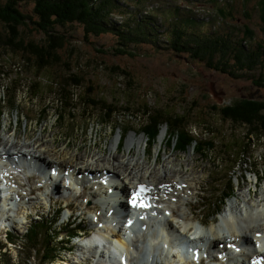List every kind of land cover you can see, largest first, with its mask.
Returning <instances> with one entry per match:
<instances>
[{
    "label": "rangeland",
    "instance_id": "374dc122",
    "mask_svg": "<svg viewBox=\"0 0 264 264\" xmlns=\"http://www.w3.org/2000/svg\"><path fill=\"white\" fill-rule=\"evenodd\" d=\"M126 1L128 3L130 0L120 2ZM137 2L139 9L143 11L142 14L154 11L158 23L164 21L163 18L167 19L166 16L170 12L168 5L179 6L180 15H189L196 20L194 27L205 26V29L213 30L215 26L221 31L232 30L237 38H246V43H243L245 46L258 43L264 46V25L259 11L255 9V2L230 0L231 9L227 7V0ZM32 7L33 2L29 1L22 4L21 9L30 15ZM222 10L226 14L231 12V16L224 18ZM247 14L250 16L247 17ZM120 21L121 17L117 15L112 19L114 24H119ZM22 30L26 37L37 42L44 38V34L31 25L22 27ZM57 30L71 37L66 49L61 51L63 63L67 62L69 68L62 63L38 70L28 64L21 53L0 48V136L4 138L8 136L5 133H15L16 137L27 135L33 139L41 135L46 141V144L40 142L44 147L52 144L56 150L62 148L67 153L96 151L102 156L110 153V147L117 138L120 143L118 149L113 152L122 155L130 135L142 137V156L146 162L163 163L166 156H172L177 159L175 164L185 162L182 166L184 171L194 173V176L191 174V185L181 184L188 188L180 191L187 199L181 205L188 215H195V218L202 222L201 227L204 229L216 222L213 214L219 209V205L222 204L220 208L223 212L225 206L237 198L240 190H251L252 197L264 195V135L261 138H247L245 126L225 121L220 113V109L233 107L242 100L264 103V86H256L250 80L229 77L210 69L204 62L189 58L188 55L174 53L162 38H159V42L162 41L163 49L158 46L156 50H149L133 48L131 45V55H117L114 47H118L119 41L109 36H91L86 41L79 25L58 27ZM72 74L83 77L81 86L71 87L74 95L73 110L60 103V98L55 92L58 86H54L55 82H62ZM262 74L264 75V68ZM50 82L53 83L52 87ZM87 98L102 99L106 104L119 102L124 105L127 101L130 109L128 112H122L120 116L115 115L113 120L107 122L105 118L108 109H102L103 104L90 108V103L84 102ZM146 105L151 115L154 110H161L170 115L183 114L187 129L205 143L204 148L191 146L185 150L180 149L175 137L165 125L156 139L149 138L142 132L148 121ZM164 131V140L160 144L159 138ZM246 143L249 145L244 148ZM244 149L246 156L239 159V153L244 152ZM133 150L134 154L136 148ZM230 180L233 182L234 193L225 199L224 203H220L219 199ZM22 182V185H26L28 179L25 178ZM35 186L36 183L29 182L20 192L25 196L28 194V188L34 189ZM36 190L40 191V196L34 194L27 201L19 195L15 207L9 208L16 212L15 220L20 224L14 223V220L9 221L13 227L7 235L4 229L0 230V264L88 262H80L77 257V252L81 255L83 253L77 251L74 246L75 239L60 243L61 237L58 236L54 241L55 246L52 243L49 256L43 251L42 243H27L26 240L23 242L25 236L30 235V228L34 223L47 222L50 225V222L59 220L56 227L63 226L61 229L65 236L71 233L72 226L82 225L87 228V216L93 214L89 211L97 208L90 202L85 203V199L83 201L81 197L72 199L59 192L58 196L54 195L58 199L52 200L59 201L62 206L52 203L49 208V201L43 199L46 195L45 189ZM88 190L89 188H86L82 192L92 199ZM23 200L27 202L22 205ZM72 200L73 209L70 206V211L64 210L62 216L58 215V206L63 208L65 203L68 204ZM179 206L180 203L175 205V209ZM81 212H84V218L77 217ZM63 217L71 218H67L71 221L69 226H64ZM73 246L75 250L66 251ZM125 249L128 250V247L125 246Z\"/></svg>",
    "mask_w": 264,
    "mask_h": 264
},
{
    "label": "trees",
    "instance_id": "16d2710c",
    "mask_svg": "<svg viewBox=\"0 0 264 264\" xmlns=\"http://www.w3.org/2000/svg\"><path fill=\"white\" fill-rule=\"evenodd\" d=\"M29 1L33 2L30 15L21 9L22 4ZM120 1L0 0V48L21 53L22 58L38 70L61 65L63 63L61 51L66 49L68 40L71 37L66 36L65 33H60L57 28L79 25L82 27L86 41L91 36L97 38L109 36L119 41L117 43L118 47H114V52L117 55H131V45H133V48L156 50L159 46V49H163L164 46H161L163 41L167 46L170 45L174 53L188 55L191 59L204 62L210 69L221 74L235 79L242 78L253 81L259 87L264 86V75L262 74L264 46L260 43L253 46L250 43L251 46L247 44L245 46L243 43H246V38H237L232 30L221 31L215 26L213 30L205 29V26L194 27L196 20L189 15L184 17L180 15L179 6L171 7L168 5L167 9H170V12L166 16L167 19L163 18L164 21L158 23L155 19L157 14L154 11L142 14L143 11L138 7L137 1L139 0H130L128 3L127 1L126 3ZM235 1L238 0H231V2ZM241 1L256 3L255 9L259 11L264 25V0ZM229 2L230 0H227V7L231 9L232 6ZM173 8L175 9L173 10ZM221 14L224 18L228 15L231 16V12L226 14L223 10ZM115 15L121 17L119 24L112 22ZM249 16L247 14V17ZM29 25L44 34L41 42L25 36L22 27L26 28ZM245 32L249 37L248 32ZM159 38L163 39L161 43ZM62 65L70 67L67 62ZM50 83L52 87L53 83ZM55 83L54 86H58L55 92L60 98V103L64 104L67 109H75L71 87L81 86L83 77L72 74L69 78L63 79L62 82ZM38 90V93H40V87ZM12 99L14 100V96ZM11 102L13 101L11 100ZM84 102L90 103V108L103 104L101 108L108 109L105 118L107 122L113 120L115 115L120 116L122 112H128L130 109L127 101L124 105L119 102L106 104L102 99L87 98ZM145 108L146 120L148 118V121L142 128V132L149 138L156 139L161 128L165 125L172 136L175 137L176 142L181 147L180 149L185 150L191 146L197 148L203 146L204 148L205 143L194 136L191 130L187 129L183 114L170 115L161 110H154L151 115L147 105ZM220 113L225 121L245 126L247 128V138L249 136L261 138L264 135V103L242 100L235 103L233 107L220 109ZM208 144L212 145V143ZM248 145L249 143L244 144V148H247ZM245 152L244 149V152L239 153V159L246 156ZM233 193L234 186L230 180L229 185L219 199L220 203H224V200L230 198ZM220 206L222 204L219 205L216 212L221 210ZM50 223V225L47 222L34 223L30 228V235H26L23 242L26 240L27 243H42L44 246L43 251L48 254L52 248V243L55 246L54 241L61 234L53 227L54 223ZM47 224L49 227H47ZM70 232H72V229ZM40 239L42 240L40 241ZM60 243H63V240H60ZM54 257L52 256V258Z\"/></svg>",
    "mask_w": 264,
    "mask_h": 264
},
{
    "label": "bare ground",
    "instance_id": "6f19581e",
    "mask_svg": "<svg viewBox=\"0 0 264 264\" xmlns=\"http://www.w3.org/2000/svg\"><path fill=\"white\" fill-rule=\"evenodd\" d=\"M5 134H8V136L4 138L0 136L1 159L4 156L13 157L18 154H24L38 158L39 161L41 160L42 164H54L64 167L66 170L72 169L75 174L72 179L73 181L67 183L68 186H65L67 184L64 182L65 185L62 186L68 191V193L71 190H75L73 188H81L83 190L89 188V190L92 191L95 185L88 186L84 181L85 174L88 171L95 172V170L98 169H106L108 172L116 176L113 183H115L116 186L122 185L125 193H122L119 198L127 200L125 211L129 208L130 215L126 217L128 219L123 226L118 229L119 231L116 229L113 230L114 228L110 225L109 227L112 234L104 235L99 233V236L103 237L98 239V241H101L99 246L103 248L105 255L100 256V260L97 259L98 264H120L117 263V261H114L116 260L114 257V259L111 260L112 262L109 261L106 253L109 254L114 250L116 252L115 254L119 255L122 259L121 255L123 254V251L126 250L125 246H127L125 240L122 239V231H124V227H126L131 233L133 229L138 227V225L146 227L148 230L144 233H138L137 235L136 233H132L135 236L136 248L133 252V256H131V253L129 252V257L134 258L130 259L129 264H157L158 258L160 257L162 260V255H164V251L159 243L161 238L170 241V236L172 234H177L176 238H174L177 243H174L172 240L170 244L172 243V245L178 246L184 244L185 238L182 236H188L187 233L191 235H200L201 240H204V244L208 243L214 246L223 244L222 249L230 256L229 262H233L234 264H264V195L261 197H252L251 190H240L237 198L234 201H230L226 209L220 217H218V220L214 222V224L209 225L207 229H204L200 226L202 222L197 220L195 215H188L181 205L187 199L181 195L180 191L188 189L187 186L181 184L184 183L186 185H191L190 178L192 175L194 176V173H187L184 171L182 166L185 162L175 164L177 159H173L172 156H166L163 163L150 164L149 162H146L144 156H142V137L130 135L125 147V152L122 155H116V153H114L115 150L118 149V144L120 143L119 138H117L110 147V153L102 156L100 152L96 151L79 154H77V151L67 153L62 148L56 150L52 147V144H47L44 147L40 142L46 144V141L41 135L40 137L30 139L27 135L16 137L15 133ZM164 135L165 131L162 132V135L159 138L160 144L163 143ZM46 137L47 136H44V138ZM134 148H136V152L133 154L132 151H134ZM38 154H40V156ZM1 169L9 171L7 165ZM26 170L27 169L20 170V172H18L13 178L16 179L18 177L20 182L27 178L29 182L36 183V189L40 190L44 188L45 194L48 193V190H51L52 196L57 195L58 192L59 194L62 193V195H65V191H59L58 185L56 184L52 186L51 181L48 182L49 185L43 183L42 180H45V176H43L44 173L37 171L36 174L32 173L34 175L32 176L28 174ZM34 177H37V179ZM0 178V185L2 184L4 187L6 186L4 189L0 188V221L5 219L6 222L13 220L16 222L17 218H13L9 215L8 212L11 211L9 208L15 207L16 201L20 198V194H18L20 189H24L27 184L22 185L19 182L20 185L17 189L12 183L10 184L12 181L11 179H8V183H5L6 177L2 176L1 172ZM104 186L106 188L98 185V187H95L97 190L95 193L91 191L89 192L90 197H93L92 199L97 203V208H99V205L102 206L101 211L103 213L107 212L108 208L112 207V204L116 201V197H112V195L106 198L110 186ZM67 187L71 188V190ZM35 188L33 189V187H30L28 190L35 192L37 191ZM143 189H146L147 191L163 190L164 196L162 197L166 200V206L169 205V208L159 210V217H156L153 213L155 204L146 194H144L142 191ZM160 196L161 195H158V197ZM154 197L155 196H153V199ZM22 198L28 199L23 194ZM157 203L159 202H156V205ZM179 203V208L175 209V205ZM3 207H5L6 210L8 209V212L4 210ZM119 208L120 207L118 206L116 207L117 212L119 211ZM170 210L176 212L177 216L167 220L166 224L170 227L166 232L162 231L161 235H155L159 229V225H161V222L159 221V223L158 220L163 219L165 217L164 212H170ZM147 214L152 217V221L149 220ZM1 217L4 219H1ZM27 217L28 216L25 217V220H27ZM140 217L142 218L140 219ZM138 231L140 232L141 230ZM111 236H115V239H111ZM240 240L247 241V245L242 252L243 254L233 255L227 253V246L232 248L235 242ZM83 243L85 244L80 245V249L78 250L79 252H82L84 256L79 258L80 262H85L87 260L88 262L89 260L95 262V256L88 258L92 252L97 253L95 249H92L91 244L93 241L87 240ZM248 247L254 248L255 251H253V253L247 252L251 251ZM112 256H114L113 253L110 254V257ZM161 263L179 264L175 260L171 263L162 260Z\"/></svg>",
    "mask_w": 264,
    "mask_h": 264
}]
</instances>
